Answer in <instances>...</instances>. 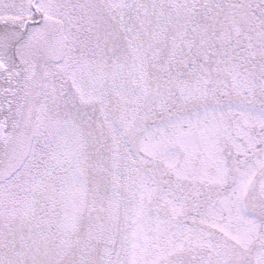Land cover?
<instances>
[{
  "label": "snow or ice",
  "instance_id": "obj_1",
  "mask_svg": "<svg viewBox=\"0 0 264 264\" xmlns=\"http://www.w3.org/2000/svg\"><path fill=\"white\" fill-rule=\"evenodd\" d=\"M0 264H264V0H0Z\"/></svg>",
  "mask_w": 264,
  "mask_h": 264
}]
</instances>
